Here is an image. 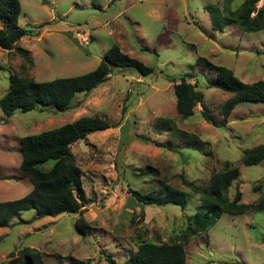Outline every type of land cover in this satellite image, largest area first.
Returning a JSON list of instances; mask_svg holds the SVG:
<instances>
[{
  "label": "rangeland",
  "instance_id": "1",
  "mask_svg": "<svg viewBox=\"0 0 264 264\" xmlns=\"http://www.w3.org/2000/svg\"><path fill=\"white\" fill-rule=\"evenodd\" d=\"M243 1L21 0L19 25L40 34L23 37L11 51L0 48V100L11 73L36 80L83 74L96 68L115 44L155 72L142 77L133 68L115 69L105 83L88 95L78 94L62 112L19 109L6 116L0 106V201L21 198L33 188L20 171L22 137L86 115L112 125L71 146L82 170L83 212L37 218L34 210L23 211L0 228V264H9L11 254L24 246L41 250L43 264H72V257L109 264L105 254L123 264L141 239L183 241L187 215L201 207L197 197L183 195L190 191L184 180L209 190L212 174L222 171L226 161L240 169L231 197L238 183L242 202L253 208L245 214L224 213L207 232L192 237L184 245L185 264H264V206L259 204L264 159L256 165L243 162L246 149L264 144V102L240 103L225 119L221 105L231 94L207 87L215 65L233 69L245 83L264 79V30L214 27L211 6L226 12ZM200 57L210 64H197ZM187 72L200 79L215 124L204 118L200 104L188 118L177 112L167 77ZM131 190L179 196L186 208L143 205L133 200ZM77 220L87 223L85 233L78 231Z\"/></svg>",
  "mask_w": 264,
  "mask_h": 264
},
{
  "label": "trees",
  "instance_id": "2",
  "mask_svg": "<svg viewBox=\"0 0 264 264\" xmlns=\"http://www.w3.org/2000/svg\"><path fill=\"white\" fill-rule=\"evenodd\" d=\"M256 3L257 0H244L237 8L228 9L226 12H222L218 6H211L214 27L236 24L245 33L264 30V7L255 16L251 15L256 11ZM21 13V0H0V48L11 51L23 37L30 38L40 34L39 31L19 25ZM22 54L26 55L23 51ZM206 63L210 64L205 57L197 60V64ZM126 68L135 69L142 77L155 72L153 66L124 53L121 47L115 44L96 68L83 74L52 80H36L20 72L11 73L9 87L0 100V106L6 116L14 115L19 109L29 112L52 107L60 112L66 111L71 108L78 94H90L105 83L115 69ZM209 73L212 76L207 83L208 88H217L231 94L221 105V114L225 119L240 103L264 102V79L245 83L233 69L223 65H215L214 69H209ZM167 78L173 83L176 108L181 116L185 118L192 116L196 106L200 104L204 118L212 124L216 123L205 103L204 92L199 86L200 79L194 73H181ZM110 127L112 125L107 119L86 115L59 127L22 137L20 171L30 180L33 188L21 198L0 201V228L10 226L11 219L26 210H34L37 218L82 213L86 203L82 194V170L76 163L71 146L85 140L91 134L103 132ZM263 159L264 144L244 151L245 165H256ZM49 160H54V164L50 168L44 167ZM239 175V167L226 161L222 171L212 174L209 190L192 186L185 179L190 191L183 192V195L197 197L201 207L195 214L187 215L183 241L158 244L141 239L136 252L123 264H185L187 253L184 245L192 237L207 232L224 213L245 214L253 208L252 204L242 202V192L238 183L235 185L234 196L230 195V190ZM131 195L133 200L143 205L173 204L183 210L186 208L185 200L179 196H160L154 192L142 193L138 190H131ZM259 204L264 206V197L260 198ZM82 222L83 220H77L76 225L79 232L85 233L87 223L84 225ZM104 257L109 264H120L110 254H105ZM43 263V252L29 246L20 248L17 255L12 253L9 260V264ZM71 263L91 264L90 261L75 257H72Z\"/></svg>",
  "mask_w": 264,
  "mask_h": 264
},
{
  "label": "built area",
  "instance_id": "3",
  "mask_svg": "<svg viewBox=\"0 0 264 264\" xmlns=\"http://www.w3.org/2000/svg\"><path fill=\"white\" fill-rule=\"evenodd\" d=\"M264 7V0H257V3H256V11L253 12L251 15L252 16H255L257 14V12Z\"/></svg>",
  "mask_w": 264,
  "mask_h": 264
}]
</instances>
